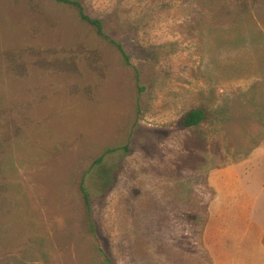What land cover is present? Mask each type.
Here are the masks:
<instances>
[{"label": "rangeland", "instance_id": "rangeland-1", "mask_svg": "<svg viewBox=\"0 0 264 264\" xmlns=\"http://www.w3.org/2000/svg\"><path fill=\"white\" fill-rule=\"evenodd\" d=\"M80 1L0 0V264H264V0Z\"/></svg>", "mask_w": 264, "mask_h": 264}, {"label": "trees", "instance_id": "trees-1", "mask_svg": "<svg viewBox=\"0 0 264 264\" xmlns=\"http://www.w3.org/2000/svg\"><path fill=\"white\" fill-rule=\"evenodd\" d=\"M55 2L57 3H60V4H67L68 6H71V7H75L77 9V14L79 16V19L82 21V22H85L89 25H91L92 27L95 28V31L96 33L107 39V41H109L110 44L114 45L117 50L120 52L121 56L123 57L124 61L126 62L127 61V55L125 53V51L123 50L122 46L120 43L114 41L113 39H111L110 37H108L104 32H103V26H102V21L98 18H92L90 17L88 14H86L84 12V6L83 4L81 3L80 0H54ZM208 112L203 109V108H193V109H189L187 111H185L181 116H180V124L185 127V128H188V127H192V126H197L199 123H201L202 121L206 120L208 118ZM119 148V147H118ZM117 150V148H107L105 149L101 154L100 156L95 160V163H99L101 162V160L103 159V157L105 156V154L107 153H110V152H113ZM80 190H81V193H82V197H83V200H84V204L87 208V210L89 211L90 210V193L88 192L85 184H84V181H82L80 183ZM97 250L99 251V253H102L101 252V249L98 247ZM103 259L106 263L110 264V259L105 256L103 254Z\"/></svg>", "mask_w": 264, "mask_h": 264}]
</instances>
